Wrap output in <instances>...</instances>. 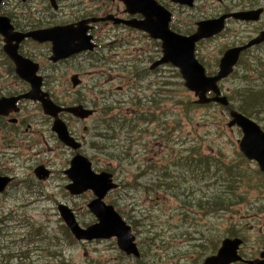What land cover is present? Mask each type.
Returning <instances> with one entry per match:
<instances>
[{"label":"rangeland","instance_id":"rangeland-1","mask_svg":"<svg viewBox=\"0 0 264 264\" xmlns=\"http://www.w3.org/2000/svg\"><path fill=\"white\" fill-rule=\"evenodd\" d=\"M213 3L215 12L264 8V0H197V7L188 10L187 22L198 18L201 11L214 13ZM40 8L42 18L35 14L26 24L53 25L57 13L52 6L44 3ZM263 29L264 13L259 21L231 18L225 31L197 45L196 57L207 74H215L228 48L246 43ZM99 41L97 50L59 64L48 60V44L28 41L23 52L43 63L46 89L57 103H81L96 109L85 120L68 114L63 118L78 136L84 135V151L92 156L95 167L117 175L121 187L111 192L107 201L117 202L129 215L136 214L137 227L146 241L143 260L148 264H202L213 252V244L228 234L244 240L245 255L256 254L264 247V172L241 153L243 134L239 127L227 125L228 108L218 102L195 103L194 92L185 86L176 66L150 68L162 55L161 40L139 31L110 28L100 32ZM11 62L0 35V65ZM75 74L82 80L80 85L73 84ZM6 78L0 77V93L25 89L24 84ZM220 86L236 107L248 104L254 112L250 117L263 126L264 42L247 50ZM26 100L25 110L32 122L42 120L48 129L49 118L42 114L40 102ZM31 145L25 143V166H15L16 170L27 168V159L34 154L28 148ZM62 148L58 140L49 144L41 139L37 152L65 163L67 155ZM149 159L151 165L165 167L174 177L155 179L150 184L157 192L148 193L144 186L149 184L136 175L142 170L139 165L145 168ZM194 160H200V167L187 166L196 164ZM24 178L27 175L20 176L19 188L31 190L34 184L23 182ZM56 182L53 178L44 184L47 192L40 187L32 195L0 196V264H88L94 259L118 264V250L112 242H75L56 208ZM214 195L219 196V210L205 213L206 208L195 205ZM65 200L77 207L81 220H98L87 207V196ZM184 204L189 208L184 209Z\"/></svg>","mask_w":264,"mask_h":264},{"label":"water","instance_id":"water-1","mask_svg":"<svg viewBox=\"0 0 264 264\" xmlns=\"http://www.w3.org/2000/svg\"><path fill=\"white\" fill-rule=\"evenodd\" d=\"M130 12L143 14L144 18L136 21V27L150 33L151 37L162 41V55L153 62L151 69L165 64H172L179 68L185 86L197 97L196 103L208 104L218 102L229 108V127L241 128L242 137L239 140V149L249 160L256 161L259 169L264 172V130L262 126L250 116L233 108L227 95L223 94L220 83L230 77L239 62L241 53L255 45L264 42V29L257 36L247 43L228 48L220 59L219 69L215 74L206 73V68L196 57V43L201 39L210 38L223 31L226 19L233 17L242 21H258L264 8L234 11L223 14L219 18L203 20L198 22L197 31L190 36L176 34L168 28L169 15L156 0H123ZM180 3L193 4V0H174ZM125 22V21H124ZM0 34L4 38V48L9 57L16 65V73L28 81L31 89L22 97L39 101L42 104L44 113L54 118L53 129L59 138L73 149L78 150L80 143L69 133L68 125L59 116L62 111L70 112L76 117L85 119L94 113V110L82 104L63 106L55 103L50 94L43 90V76L39 74L40 64L29 57L19 53V43L25 38H33L38 42H51V60L57 62L77 54L89 45L90 37L84 36L83 28L73 25L54 26L37 29L27 33H18L7 17L0 16ZM95 45L92 43L90 48ZM74 85H77V77L73 78ZM14 98H2L0 104L7 101L13 103ZM14 105V104H13ZM39 175L44 174L42 167L37 169ZM73 180L70 190L73 193H82L92 189L96 197L88 203V207L97 217V222L89 227H81L74 212L65 206H60L61 216L65 223L71 228L78 239H94L102 237H118L120 248L129 254L139 255V250L134 243V236L130 233V227L126 225L122 216L119 215L112 204L104 200L108 191L115 187L113 174L104 171L97 173L92 167V162L85 156L77 154L67 170ZM244 241L240 237L224 238L218 252L205 259L204 264H232L243 260L247 263L255 262L246 260L240 255V248ZM264 256V251L262 253ZM262 263V262H261ZM256 264H260L256 262Z\"/></svg>","mask_w":264,"mask_h":264},{"label":"flooded vegetation","instance_id":"flooded-vegetation-1","mask_svg":"<svg viewBox=\"0 0 264 264\" xmlns=\"http://www.w3.org/2000/svg\"><path fill=\"white\" fill-rule=\"evenodd\" d=\"M156 1L164 7V10L169 15L168 28L170 29V31L176 34H179V35H184V36L193 35L197 31L198 22L200 21L219 18L223 14L231 13L228 10L226 11L220 10L218 12H215L216 4L213 3L212 7H213L214 13L207 14L201 11L200 13H197L199 14L198 18L193 19L190 22H187L188 21L187 17L190 14L188 10H192L197 7V0H193L192 2L193 4L191 5L187 3L176 2L174 0H170L169 2L167 0H156ZM44 3H49L54 9L55 13H57V17L54 21V24L51 26H46V27H39L38 25H34L32 23L26 24L27 21L35 18V14L38 15L36 18H39V19L42 18L43 12L40 7ZM133 10L134 12H130L128 10L126 3L123 0H0V16L7 17L9 19L10 24L13 26V30L15 32L27 33L33 30H37V29L49 28V27H54V26H66V25H73L76 28L81 26L83 28L84 36H86L87 38L90 37V40L88 43L89 45L87 46V48H85V50L77 54L71 55L68 58L61 59L57 62H53L50 58L52 55V43L51 42L41 43L29 37V38H25L19 43V49H18L19 53L31 59L33 58L30 56H27L23 52L24 43L31 41L39 45L48 44L50 48V53H51L48 57V60L51 61L52 64H59L62 61L72 58L73 56L83 55V54L97 50L101 46V42L99 41V38H100V32L102 30H109L110 28H116L118 30L127 31L128 33H133V32L136 33V31H139L142 34L148 35L150 38L151 35L149 32H147L144 29H140L136 27V21L143 19L144 18L143 14L136 13V6L133 7ZM229 20H231V17L226 19V25L223 31L226 30L227 23L229 22ZM217 35H214L212 37H215ZM2 39H3V50L5 52V55L9 57V55L7 54L4 48L5 42H4L3 36H2ZM203 40L205 39H201L200 41L196 43V52H197V45ZM92 43L95 46L91 49L90 45ZM243 44L245 43L243 42L241 44H236V46L243 45ZM246 51L247 49L241 53L239 61L241 60L243 54ZM9 59L12 61L10 57ZM33 60L40 64L39 74L42 75L43 63L39 60H35V59ZM75 75L77 77V85H80L82 83V80L78 74H75ZM42 76H43V86H42L43 90L48 92L52 100L55 103H57L55 99L52 97L50 91L46 89V78L44 75ZM0 77L2 78L8 77L6 78L7 80L10 79L11 81L15 83H22L26 86L25 89H20L16 91L7 90V91L0 93V99L2 98L9 99V98H14V97L17 98L16 101H14L13 103L7 101L5 104H0V196L13 197V196H19L21 194L23 195L31 194L32 195V192L34 191V189H37L40 187H42L46 191V186L44 184L48 182L49 180L56 178L57 182H56V188H55V192L53 193V196L54 198H56V203H57L56 208L60 216H61L60 206H65L67 209H71L72 212H74L75 217L81 227L86 228L94 224L97 220H93L89 222L85 220H81L79 218L80 212L78 211L77 207L69 203L67 200H65V199H70V198H79V197L87 196L89 200L91 201L96 197L92 189H87L83 191L82 193H73L70 190V185L73 183V180L68 175L67 170L71 167L72 160L78 153L87 157L92 162V167L95 172L101 173L104 171H108L106 169H97L95 167L96 163L93 160L92 156L88 155L84 151V145H85L84 135L81 137L78 136L70 128L69 123L64 119L67 114L75 118H78V119H81V118L76 117L70 112H66V111H62L59 113V116L68 125L70 135L74 137L77 142L80 143V148L78 150H75L59 138L58 134L53 129L54 118L44 113V110L42 114L49 118L48 119V123H49L48 129L45 128V123L42 120L35 121L37 126H35V123L32 122L24 106V102H28L29 100H26L28 98L22 97L23 94L27 93L31 89V85L28 81L24 80L16 73V65L13 61L9 63L8 65H5L4 67L0 65ZM34 101L36 103L39 102L36 100ZM78 104H81V103H73L72 105H78ZM59 105H62V104H59ZM63 106H70V105L63 104ZM41 107H42V104H41ZM93 110H94V113L91 116H93L96 113V109H93ZM81 120H85V119H81ZM86 130H87V127L84 126V131ZM47 131H49L48 134L46 133ZM44 134L47 137H45ZM41 139L46 140L47 143L49 144L53 143L54 140H58L60 144L63 145L62 149L66 152L67 161L65 163H60L55 158H52V157L49 158L48 156H45L43 154H40V152H37V149L40 147ZM26 142L32 144L31 146H28V148H31L34 151V154L28 157L27 159L28 163L26 164L28 166L24 170V172H20L16 170L15 166H25L22 163V161H24L22 149L24 148ZM150 161H152V159L148 160V163L145 165V168H143L142 165H139V167L142 170H141V173L136 175V178L138 177L144 178V180L149 184L147 186H144V190L147 191L148 193L152 190L156 191V188L154 187V185L150 184L155 179H161L163 177V179L166 180L168 178L174 177L172 173H169L166 171L165 167H161L160 169H158L155 167V164L151 165ZM39 167H42L44 174L39 175L37 173V169ZM110 173L113 174L112 182L113 184H115V187L112 188L110 191H108L104 200L107 204H112L114 206L115 211L123 217L122 219L125 221L126 225L130 227L131 229L130 233L134 236V243L139 250V255H135L133 253L129 254L125 250L120 248L118 244V237L116 235L109 237V238L102 237V238H94V239L84 238V240L78 239L77 236L71 230V228L65 223L63 217L62 216L61 217L65 225L67 226V228L69 229L73 237L75 238L76 243L79 241L80 243H85V244L95 243L96 245H99L102 241L108 240L112 242L114 246L117 247L118 256L116 259H117L118 264H148L143 260L144 248L146 247V243H145L146 241L142 239L141 232L139 228L137 227V224L139 225V221L136 218V214L129 215L127 212L122 213L121 211L123 210V208H121L117 204V202L111 203L107 201L108 199L107 196L114 190L120 189L121 187V183L117 181V178H116L117 175L113 172H110ZM21 175H27V178L22 179L23 182L26 183L30 181L34 184L31 190L29 189L21 190L19 188L18 182L21 181L20 179ZM167 188H169L168 184L163 185L162 187L164 191H166ZM145 191L143 192L147 194ZM47 196L50 198L52 197L51 195H48V194ZM59 198H64V200H58ZM201 201L202 199L198 200L195 204L198 208H204L201 205ZM87 207H88V203H87ZM188 208L189 206L184 204V209H188ZM88 209L90 210L89 207ZM213 211H207L206 209L205 213L213 212ZM1 222H2V218L0 217V224ZM225 237H235V236H233L232 234H228ZM222 241L223 239H221L220 241L218 240V245L216 246L213 245L214 250L208 256L213 255L218 252L222 244ZM263 251H264V247L261 248L254 255H245V253L242 252V246H241L239 250L240 255L246 260H251L255 262H249V263L245 261H237V262L239 264H256V262L260 264H264V256L262 255ZM85 255H86V252H85ZM204 260L202 261V264H204ZM88 264H103V263H101L97 259H94L92 263L91 261H89ZM233 264H237V263L235 262Z\"/></svg>","mask_w":264,"mask_h":264},{"label":"trees","instance_id":"trees-1","mask_svg":"<svg viewBox=\"0 0 264 264\" xmlns=\"http://www.w3.org/2000/svg\"><path fill=\"white\" fill-rule=\"evenodd\" d=\"M231 98H232V96H231ZM230 101H231V99H230ZM194 102L196 103V99L194 100ZM197 104L198 105H202V106H206V105H209V104H216V103L215 102H211V103H208V104H199V103H197ZM231 106L233 108H236V109L238 108L239 111L243 112L244 114H246L248 116L252 117V115H254V112L248 107V104H244V105L243 104H239L236 107V105L231 102ZM262 127L264 128V125ZM194 161L196 162V164H187V166H189V167H192V166L193 167H197V166H199L198 163H200V160H194ZM237 173L241 174L239 169H238ZM160 174H161V172H160ZM233 176H234V174L232 173L230 179H233ZM201 205H202V207L206 208L207 211L219 210V196L214 195L212 197H205V201L202 200L201 201ZM123 212H126V211H122V213ZM213 245H215V246L218 245V241L216 242V244H213Z\"/></svg>","mask_w":264,"mask_h":264},{"label":"bare ground","instance_id":"bare-ground-1","mask_svg":"<svg viewBox=\"0 0 264 264\" xmlns=\"http://www.w3.org/2000/svg\"><path fill=\"white\" fill-rule=\"evenodd\" d=\"M253 60V59H252ZM254 63V62H253ZM255 68V67H254ZM182 162V161H181ZM200 167V166H199ZM203 169V168H202ZM179 173V172H178ZM187 173V172H186ZM178 175V174H177ZM183 181H184V179H183ZM12 240V239H11ZM19 242V241H18ZM47 250V249H46ZM63 250V249H62ZM49 251V250H48ZM15 254V253H14ZM54 254V253H53ZM60 254V253H59Z\"/></svg>","mask_w":264,"mask_h":264}]
</instances>
